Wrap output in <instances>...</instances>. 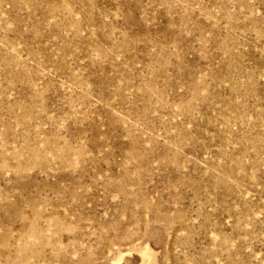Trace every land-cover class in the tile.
<instances>
[{
    "label": "rangeland",
    "instance_id": "obj_1",
    "mask_svg": "<svg viewBox=\"0 0 264 264\" xmlns=\"http://www.w3.org/2000/svg\"><path fill=\"white\" fill-rule=\"evenodd\" d=\"M0 264H264V0H0Z\"/></svg>",
    "mask_w": 264,
    "mask_h": 264
}]
</instances>
